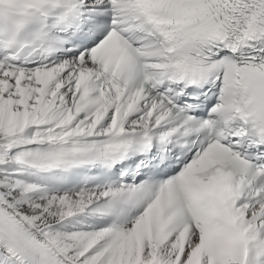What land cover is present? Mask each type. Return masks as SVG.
Wrapping results in <instances>:
<instances>
[{"label":"snow or ice","instance_id":"6c2138e0","mask_svg":"<svg viewBox=\"0 0 264 264\" xmlns=\"http://www.w3.org/2000/svg\"><path fill=\"white\" fill-rule=\"evenodd\" d=\"M0 264H264V0H0Z\"/></svg>","mask_w":264,"mask_h":264}]
</instances>
